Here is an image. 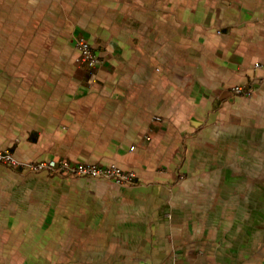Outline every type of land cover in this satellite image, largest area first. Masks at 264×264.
<instances>
[{
	"label": "crops",
	"instance_id": "0c3cea01",
	"mask_svg": "<svg viewBox=\"0 0 264 264\" xmlns=\"http://www.w3.org/2000/svg\"><path fill=\"white\" fill-rule=\"evenodd\" d=\"M261 81L264 0H0V149L137 175L0 164V264H264Z\"/></svg>",
	"mask_w": 264,
	"mask_h": 264
},
{
	"label": "built area",
	"instance_id": "2783aa9c",
	"mask_svg": "<svg viewBox=\"0 0 264 264\" xmlns=\"http://www.w3.org/2000/svg\"><path fill=\"white\" fill-rule=\"evenodd\" d=\"M76 47L80 52V61L91 69L95 70L102 63L100 56L86 40L78 38ZM256 67L261 68L262 66L257 65ZM260 84H264V81H261ZM231 92L236 96H251L254 90L238 85L233 87ZM153 120L161 122L162 118L154 116ZM147 140H150V138H147ZM0 164L35 174L46 173L53 176L100 179L113 182L121 187H130L136 183L137 179L134 171H125L115 165L105 168L96 164L74 163L68 160L25 162L18 160L10 149H0Z\"/></svg>",
	"mask_w": 264,
	"mask_h": 264
}]
</instances>
